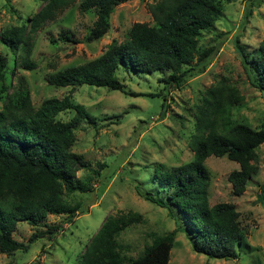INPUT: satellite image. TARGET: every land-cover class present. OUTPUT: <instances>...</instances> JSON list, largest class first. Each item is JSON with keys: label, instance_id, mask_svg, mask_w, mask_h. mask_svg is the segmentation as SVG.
Returning a JSON list of instances; mask_svg holds the SVG:
<instances>
[{"label": "trees", "instance_id": "1", "mask_svg": "<svg viewBox=\"0 0 264 264\" xmlns=\"http://www.w3.org/2000/svg\"><path fill=\"white\" fill-rule=\"evenodd\" d=\"M126 1L47 0L33 16L1 31L0 43L9 52L0 51V91L7 96L0 109V252L26 251L42 237L52 239L60 229L53 225L37 229L23 242L14 238L20 221L37 226L50 214H67L71 219L80 209L79 204L71 205L65 195L92 190L88 177L84 180L77 177L79 170H91L92 164L72 147L80 121L96 124V116L71 95L46 98L35 106L23 77H18L9 94L7 80L16 77L18 68H37L32 59V33L47 21L56 20L66 8L78 3L81 11L96 10L97 18L86 36L87 41H94L109 31L114 8ZM236 1L159 0L149 5L154 25L133 23L124 41L112 40L97 58L52 73L47 81L56 87L87 84L131 94L118 77L117 71L124 68L140 73L169 72L161 82L180 86L210 63L216 48H200L202 31L211 29L225 5ZM236 47L253 84L264 94V41L252 52L238 41ZM244 98L226 77L206 89L194 112L192 159L156 173L154 181L168 189L166 197L139 190L146 200L167 208L171 215L176 210L194 251L211 258L237 259L243 235L240 212L234 203L210 204V171L206 160L210 156H226L239 164L228 176L234 196L244 193L259 170L254 161L257 149L264 143V122L253 128L234 118V107ZM67 110L76 112L72 119L58 118ZM94 172L100 173L95 169ZM137 222H143V218L134 211L108 215L86 246L80 264H169L175 231L154 236L137 257L124 253L118 238Z\"/></svg>", "mask_w": 264, "mask_h": 264}, {"label": "rangeland", "instance_id": "2", "mask_svg": "<svg viewBox=\"0 0 264 264\" xmlns=\"http://www.w3.org/2000/svg\"><path fill=\"white\" fill-rule=\"evenodd\" d=\"M158 1L127 0L117 5L111 14L109 31L94 41H87L86 36L97 18L96 10L81 11L78 3L32 33V59L37 68H18L16 77L7 80L8 94L18 77H23L35 106L46 98L71 95L76 103L85 105L96 116L95 125L87 120L78 123L72 147L92 164L91 170L77 172L79 179L89 178L92 190L65 195L71 205H80L71 219L67 214H50L37 226L20 221L14 232L18 241L27 242L35 230L51 225L60 229L52 239L42 237L26 251L0 252V264H80L86 246L106 217L129 211L143 218V222L123 230L118 238L129 257L140 255L154 236L175 231L169 264H264V143L257 149L254 161L258 173L252 176L240 196L232 194L228 180L239 164L226 156H210L206 160L210 171V204L231 202L240 212L243 243L238 247L237 259L211 258L194 251L178 212L174 210L171 215L167 208L146 200L139 193V190L152 191L166 197L168 189L154 181L156 173L192 159L190 137L194 133L196 106L201 103L205 90L221 78H228L245 97L234 107V118L253 128H259L264 122V94L253 84L236 47L238 41L252 52L263 43L264 0H237L225 5L215 25L202 31L199 39L200 48H216L210 63L180 86L161 82L169 72L140 73L124 68L117 71L118 77L131 94L87 84L56 87L47 81L52 73L97 58L112 40L124 41L133 23L154 25L149 5ZM46 2L0 0V33L33 16ZM0 51L9 52L2 43ZM6 99V94L0 91V109ZM75 114L74 110H67L58 118L68 121ZM94 169L100 173L96 174Z\"/></svg>", "mask_w": 264, "mask_h": 264}]
</instances>
